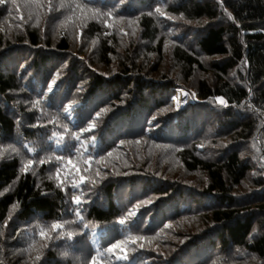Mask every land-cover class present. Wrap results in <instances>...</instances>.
I'll return each instance as SVG.
<instances>
[{
  "label": "trees",
  "instance_id": "obj_1",
  "mask_svg": "<svg viewBox=\"0 0 264 264\" xmlns=\"http://www.w3.org/2000/svg\"><path fill=\"white\" fill-rule=\"evenodd\" d=\"M93 257L264 264V0H0V264Z\"/></svg>",
  "mask_w": 264,
  "mask_h": 264
},
{
  "label": "snow or ice",
  "instance_id": "obj_2",
  "mask_svg": "<svg viewBox=\"0 0 264 264\" xmlns=\"http://www.w3.org/2000/svg\"><path fill=\"white\" fill-rule=\"evenodd\" d=\"M156 10L159 11V8H157ZM169 18H171V17H169ZM217 100H218V102H219L220 104L225 105V106L227 105V101H226L223 97H218ZM109 155H111V153H109ZM89 162H91V161H89ZM29 163H32V161H29ZM67 165H70L73 169H75V171H76L77 173H79V169L76 167V165H75L74 162L71 160V158H69V160L67 161ZM67 165H66V166H67ZM59 174H60V173H59V170H58V171H57V176H59ZM86 179H87L86 177L81 176L79 182H74L72 186H73L74 188H78V187L80 186L81 183H84V182L86 181ZM61 183H63V181H61ZM72 199H73V202L75 203V205H77V206L81 205L82 203H86V201H84V200H83L81 197H79V196H73ZM77 214H79V213L77 212ZM81 219H83V218L81 217ZM121 223H124V221L122 220ZM85 226H87V225H85ZM52 227H53L54 229L59 230V229L62 228V224L59 223V222H55V223L52 224ZM39 235H40L41 237H46V236H47V233H46V231L41 230V231L39 232ZM68 235H69V238H71L72 234L69 233ZM116 247H117V245H113L112 248H110L108 251L111 252V251H113V249H115ZM38 258H39V257H38ZM122 258L125 259V260H127V259H128V256H127V255H124ZM91 264H97V260H96L95 257L92 258Z\"/></svg>",
  "mask_w": 264,
  "mask_h": 264
},
{
  "label": "rangeland",
  "instance_id": "obj_3",
  "mask_svg": "<svg viewBox=\"0 0 264 264\" xmlns=\"http://www.w3.org/2000/svg\"><path fill=\"white\" fill-rule=\"evenodd\" d=\"M182 92H183V94H182ZM183 96H185V100L184 101L182 100V102H180L181 98ZM195 98H196L195 100H198V97L196 95H195ZM188 100H189V92L186 89H184V88H178L177 92H176V94L174 96V105L176 107H183L184 105H186ZM175 234L179 235V231L177 230L175 232Z\"/></svg>",
  "mask_w": 264,
  "mask_h": 264
},
{
  "label": "bare ground",
  "instance_id": "obj_4",
  "mask_svg": "<svg viewBox=\"0 0 264 264\" xmlns=\"http://www.w3.org/2000/svg\"><path fill=\"white\" fill-rule=\"evenodd\" d=\"M182 94H183V92H182ZM182 100H183V101L185 100V96H183V97L181 98V101H180V102H182Z\"/></svg>",
  "mask_w": 264,
  "mask_h": 264
}]
</instances>
